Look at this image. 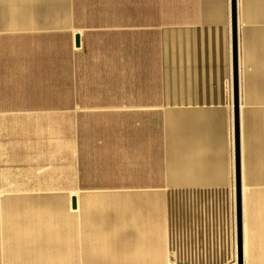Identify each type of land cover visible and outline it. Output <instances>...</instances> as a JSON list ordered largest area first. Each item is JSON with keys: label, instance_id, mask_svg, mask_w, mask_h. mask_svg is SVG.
Masks as SVG:
<instances>
[{"label": "crops", "instance_id": "1", "mask_svg": "<svg viewBox=\"0 0 264 264\" xmlns=\"http://www.w3.org/2000/svg\"><path fill=\"white\" fill-rule=\"evenodd\" d=\"M235 2L243 260L264 264V0ZM235 18L0 0V264L238 261Z\"/></svg>", "mask_w": 264, "mask_h": 264}, {"label": "water", "instance_id": "2", "mask_svg": "<svg viewBox=\"0 0 264 264\" xmlns=\"http://www.w3.org/2000/svg\"><path fill=\"white\" fill-rule=\"evenodd\" d=\"M234 2V18L236 13V2ZM233 50H234V83H235V91H234V99H235V131H236V164H237V184H236V212H237V228H238V244H239V254H238V262L239 264H244L243 260V244H242V220H243V212H242V195H241V189L242 184L240 180V168H241V147H240V115H239V83H238V34H237V19L235 18L233 20ZM77 41L79 43L80 39L77 36Z\"/></svg>", "mask_w": 264, "mask_h": 264}, {"label": "built area", "instance_id": "3", "mask_svg": "<svg viewBox=\"0 0 264 264\" xmlns=\"http://www.w3.org/2000/svg\"><path fill=\"white\" fill-rule=\"evenodd\" d=\"M232 264H239V262L237 260H234Z\"/></svg>", "mask_w": 264, "mask_h": 264}]
</instances>
